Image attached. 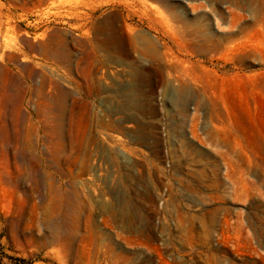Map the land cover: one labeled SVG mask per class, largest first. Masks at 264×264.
<instances>
[{"label":"rangeland","instance_id":"rangeland-1","mask_svg":"<svg viewBox=\"0 0 264 264\" xmlns=\"http://www.w3.org/2000/svg\"><path fill=\"white\" fill-rule=\"evenodd\" d=\"M133 1L0 0V264H264V0Z\"/></svg>","mask_w":264,"mask_h":264},{"label":"bare ground","instance_id":"bare-ground-1","mask_svg":"<svg viewBox=\"0 0 264 264\" xmlns=\"http://www.w3.org/2000/svg\"><path fill=\"white\" fill-rule=\"evenodd\" d=\"M38 1V3H39V5L43 2V0H37ZM119 1H123V2H127V4L128 5H132L133 3H134V1L133 0H119ZM247 0H224V3H226V5H227V3L229 4L230 3V5L232 4L233 6H235L236 8H239L240 6H241V4L243 3V2H246ZM134 5V4H133ZM235 17H236V14L235 13H231V21H230V23H231V25H233L234 24V22H235ZM221 19H223V17L221 18ZM182 25H183V27H182V29H183V31H186L188 34L186 35L185 34V37H183L184 39H183V42L181 41V43L184 45V47H186V45H187V42H188V40H186V38H188V39H191V34L192 33H190L191 31H193V30H190V27H189V24L186 22V21H184L183 20V22H182ZM259 24H257V26H258ZM258 27H260V30L261 31H263L264 30V22L263 21H260V26H258ZM205 29V28H204ZM258 30H259V28H257ZM196 31H199V30H196ZM245 31H243V29H240L239 31H236V32H233V30H231V31H229L226 35H225V37H224V39H225V41L226 42H230V43H233L234 42V44H232L231 46H230V48H236L237 46H241V44H243V42L241 43V42H235L237 39H238V36L239 35H241V34H243ZM196 33V36L197 37H195V38H197L196 40H197V45L199 46V48H200V50H202L203 48L202 47H205V44L206 43H209V44H212V46H214L215 44L214 43H212L213 42V40H212V38H207L206 36H205V33L203 32V31H200L199 33L198 32H194V34ZM25 35V34H24ZM28 35V34H27ZM26 35V36H27ZM178 41V40H177ZM241 41V40H240ZM245 44L244 45H246V42H244ZM248 43V42H247ZM244 47V46H243ZM245 49H247V48H245ZM252 50V49H251ZM243 51V50H242ZM261 55V54H260ZM48 92V91H47ZM50 92V91H49Z\"/></svg>","mask_w":264,"mask_h":264}]
</instances>
